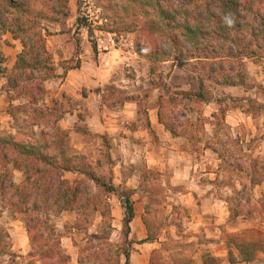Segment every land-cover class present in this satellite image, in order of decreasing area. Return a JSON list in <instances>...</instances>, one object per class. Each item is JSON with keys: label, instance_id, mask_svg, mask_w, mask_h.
Returning a JSON list of instances; mask_svg holds the SVG:
<instances>
[{"label": "rangeland", "instance_id": "rangeland-1", "mask_svg": "<svg viewBox=\"0 0 264 264\" xmlns=\"http://www.w3.org/2000/svg\"><path fill=\"white\" fill-rule=\"evenodd\" d=\"M104 2V0H68L70 10L68 17L61 15L59 22L43 21L44 28L50 34L47 37V49L53 57V64L52 71L42 70L39 77L54 75L61 77L44 82L49 91L38 105L30 103L27 97L11 99L2 89L7 81L1 78L0 134L40 140L43 137V131L54 132V127L64 131L66 130L64 128H72L75 124H79L78 129L85 132V137L81 138L72 133L68 138V145L74 147L76 144L80 146L82 142L85 143L87 147L84 154L103 162L107 182L113 180L116 186L126 184L140 186L143 168H146L148 158L153 160L160 147L157 136L149 133L147 142L140 143L136 147L127 146L126 151L129 152L126 154L123 144L119 143L126 137L123 131L113 133L115 135L107 133L103 140L88 133L87 125L96 126L100 123L109 125L111 121L104 116V111L99 112L95 109L89 111L82 99L67 95L56 97L50 94L51 92L61 93L63 85L66 84L64 62L72 59L71 66L76 67L79 61L81 63L84 61L85 77L104 81L106 84L103 88L109 92L111 99H123V95L120 94L122 90L132 92V98L140 108L137 110L140 112L137 113L136 122H142L143 125H146L149 117L155 116L152 111L154 108H159L163 89H170L173 94L189 90L197 92L200 90L202 82L200 79L204 73L198 63L192 60V56L198 52L192 47H188L186 52L190 53L179 60L152 63L140 57L135 50V42L140 35L145 34L144 32H123L121 35L115 34L109 37L107 35L109 32L105 31L104 27L119 29L125 27L114 25L113 13L103 7ZM38 9L39 6H35L34 12ZM79 17L85 18L88 27L78 28ZM247 23L253 25L259 24L260 21L256 20L252 14H248ZM238 40L240 42V39ZM4 41V34L0 32V52L4 50ZM77 42L80 43L78 55ZM242 42L244 45L241 48H246V54L240 58L244 60L248 73L247 89L238 87L230 92L228 90L231 89H228V86H218L213 81H208L205 83L204 90L208 96L206 103L181 101L179 97H177L179 99L175 97L174 104L170 101L171 104L163 106L172 112V115H169L170 118H177L178 122L187 128L185 132L189 136L183 135L176 137L175 141L174 139L166 141L168 152L165 155V163L167 165L162 169L152 167L151 171L154 174L146 175L145 179V182H149L152 186L144 187L157 189L153 191V195H149L150 201L147 192L139 193L138 202L144 210L149 208L150 216L158 226L159 241L167 242L168 252L159 264H264V250L259 252L252 262L245 263L240 262V254L235 248L227 244V236L231 234L248 229L264 232V179L258 185L253 184L251 170H249L252 160L264 162V49H259L255 46L256 44L247 47L246 41ZM6 43L11 49L3 67L11 71L15 65L14 59L18 45L9 41ZM94 46L97 53L94 51ZM226 47L236 50L233 58L230 59V62L236 63L239 60L237 59L238 47H234L232 41ZM100 66H103V71L108 75L95 73ZM48 73L50 75H47ZM76 83L72 81L71 90L78 91L85 97L89 96L92 91L91 85L78 86ZM168 98L165 99L168 100ZM222 111L226 114L225 119ZM213 115L216 116L213 117ZM79 116L85 117V123L79 122ZM125 124V122L121 123V126H126ZM137 125L138 123H133L129 127L136 129ZM107 128L111 130L109 126ZM139 140L141 141L142 138L140 137ZM209 142L215 143L228 161H222L219 154L208 149L206 145ZM141 147L145 149L142 150ZM151 148L153 152L155 151L154 154ZM169 152L172 154V159L168 158ZM111 154L120 161L121 159L129 160L130 155L137 156L138 165L136 167L126 165L122 175H119L116 172L119 168L116 171L114 169L113 165L116 163ZM260 167L262 166L259 164V175L264 174V169ZM136 169L141 171V174L138 172L139 174L134 176ZM66 178L74 182L80 176L66 175ZM24 179L23 172L13 169L15 185H20ZM174 186L183 187L175 188ZM185 186H213L211 191L215 196L214 199L224 202L223 209L228 216L223 234L217 233V226L208 225L206 228L208 230L202 232L193 228V216L197 207L181 201L180 193L186 192ZM94 192L97 190L94 189ZM7 198V192L0 189V231L3 233L1 237L8 243L11 251L7 256H0V264H42L39 262L38 253L52 249L56 252L59 249L57 246L59 241L61 244L59 253L61 257L70 258L69 264H80L82 257L88 258L84 264H105L108 259H111L109 264H118V262L126 264L123 252L125 247L128 249V244L122 237V225L118 221L122 217V212L118 205L112 207L113 231L110 240L105 241L107 243L103 245L91 237L98 230L101 220L99 217L93 225L79 230L74 228L75 222L71 212L60 213L54 210L50 214L54 233L48 234L46 231L47 237L44 240L47 243L35 248L34 253L37 254L30 256V254L21 255L12 251L16 241L21 245L24 244L22 236L27 230L26 217L22 214L14 215V212L8 211ZM153 199L155 201L152 202ZM200 207V210L205 209L202 205ZM212 232L219 235V239L213 237ZM62 235L72 237V242L67 241L63 244V239L60 238ZM222 241L225 242L224 246L221 245ZM214 243H218L221 251L224 249L220 256H216L212 251L216 248ZM134 247L133 245L131 249L134 250ZM11 254L13 255L10 256ZM94 254L98 256L93 257ZM45 262L50 264L53 260L44 258L43 264ZM55 262L58 261L55 260Z\"/></svg>", "mask_w": 264, "mask_h": 264}, {"label": "trees", "instance_id": "trees-1", "mask_svg": "<svg viewBox=\"0 0 264 264\" xmlns=\"http://www.w3.org/2000/svg\"><path fill=\"white\" fill-rule=\"evenodd\" d=\"M104 1L103 7L113 13L114 25L125 28L108 26L103 29L117 35L123 32H144L145 34L140 35L135 42V50L148 62H174L190 53L186 52L188 47L198 51L192 56V60L198 63L204 73L200 79L202 81L200 90L173 94L170 89H163L164 92L160 96V123L174 137L189 135L185 132L187 128L178 122L177 118L169 117L172 112L163 107L165 104H171L170 101L173 103L175 97H179L181 101L206 103L208 96L204 90L208 81H213L218 86L246 88L248 73L244 60L240 58L246 54V48H241L244 45L242 41H246L247 47L256 44L259 49H264V0ZM35 6H39L36 12ZM248 14H252L260 23L248 24ZM61 15L63 17L70 15L68 0H0V32L10 33L23 48L11 71L3 67L6 58L0 52V79L7 80L3 91L5 90L11 99L27 97L30 103L38 105L47 94L44 82L60 77L54 75L40 78L39 73L42 70L52 71L53 64V57L47 49V37L50 34L44 28L43 21L59 22ZM77 22L80 29L88 27L85 18L79 17ZM230 41L234 47H238L239 60L234 64L230 59L236 50L226 47ZM94 51L97 53L95 46ZM79 52L80 43L77 42V55ZM64 63L65 74L81 67L80 61L76 67H72V59ZM222 115L225 119L223 111ZM78 128L77 126L76 130L83 133ZM53 131H43L40 140L0 134V189L7 192V209L14 212V215L22 214L26 217V228L32 246L30 256L37 254L34 253L35 248L47 243L44 240L47 237L46 231L48 234L54 233L50 222V214L54 210L60 213L75 212L77 221L74 228L79 230L93 225L97 217H100L98 230L91 237L99 241L100 245L107 243L105 241L110 240L113 231L110 199L117 195L124 209L122 237L128 244V249L125 247L123 255L126 264H130L131 248L134 245L130 240L131 224L135 218V205L132 200L134 191L125 186L117 187L113 180L107 182L101 160L96 161L68 145L70 135L68 130L60 131L54 127ZM206 147L219 154L222 161H228L215 143L209 142ZM252 161L249 167L251 180L253 184L258 185L264 179V174L258 173L259 164L262 166L260 168L264 169V162L257 159ZM13 169L25 175L20 185L13 182ZM67 174H75L80 178L72 182L66 178ZM158 184L154 185L159 186ZM150 185L149 182L144 184ZM94 189L97 192H94ZM156 189L146 187L145 191L153 195ZM150 215L149 208H146L144 222L148 237L145 242L158 241V226ZM2 235L0 231V256H7L11 251ZM62 237L64 236L60 238ZM227 238V244L233 246L240 254V262H252L258 253L264 250V232L258 229L244 230L228 235ZM160 244L161 247L152 253L150 264H159L168 252L167 242ZM59 245L57 246L61 249ZM59 249L56 252L53 249L43 251L44 253L39 252V262L43 264L44 258H51L53 262L50 264H69L70 258L61 257ZM96 256L98 255H93ZM87 259L82 257L81 263ZM109 263L111 259L105 261V264Z\"/></svg>", "mask_w": 264, "mask_h": 264}, {"label": "crops", "instance_id": "crops-1", "mask_svg": "<svg viewBox=\"0 0 264 264\" xmlns=\"http://www.w3.org/2000/svg\"><path fill=\"white\" fill-rule=\"evenodd\" d=\"M3 34H4L5 41L3 43L4 44V50L2 53L4 54L6 59L9 58V53H10V49H11L10 46L6 42L9 41V42L14 43L15 45H18V48H16L17 54H16L15 59H14L15 64H16L18 55L22 52V49H23L22 45L19 41L13 39V36L10 33H6V34L3 33ZM110 48L113 49V47H110ZM6 52H7V55H6ZM111 53H113V52L111 51ZM81 65L82 66L80 68L71 70L67 74H65V71H64V75H66L67 80H66V84H64L62 89H61V93L51 92L50 94H52L53 96H56V97H59L60 95H67L68 97L74 96V97H76V99H82L89 111H92L94 109L99 111V112L104 111L103 112L104 116L105 117L107 116V118L111 121V124L106 125V123H104V124L100 123L99 125H96V126H92L91 124L87 125L88 133L94 134L95 136L99 137L100 140H103L104 135H106L107 133H109L110 135H115L113 133L123 131V133L126 135V137H124L122 139L123 142L120 141L119 143L123 144V148H124V151L126 154H127V152H129V151H126L127 146L128 147H133V146L136 147V146H139L140 143L144 144L145 142H147L149 137H150L149 133H153L154 136H157L158 144L160 147L157 149L156 155L152 158L153 160H150V158H148L149 161L146 162V168L145 167L143 168L144 172H143L142 182H141L140 186H130L129 184L125 185V187L134 191V195H133L132 200H133L134 205H135V218L131 224V234H130V240L132 242L135 241L134 242L135 247H134V250H132V252H131L130 264H150L152 253L161 247V244H160L161 241H159V239H158V241H155V242H145V240L148 237V230H147V227H146L145 222H144V218L146 216V209L144 210L141 207V203L138 202L139 193L147 192V191H145L146 187H144V184H145L146 175L154 174V172L151 171L152 167L162 169L167 165L165 163L166 162L165 155L168 152L167 147H166L167 146L166 141H171L172 139H174L173 141H175L176 137H174L166 129V127L160 123V120H159L160 106H159V108L153 109L152 112L154 113L155 116L149 117L146 125H143L142 122H136V117L138 115L137 113L140 112V111L138 112L137 110H139L140 108H139V104L135 101L134 98H132L133 93L129 92V90H122L123 92H120V94L123 95V99H111L109 92L105 88H103L104 87L103 85H105L106 83L104 81H102L101 79L96 81L92 78L85 77L86 71H85L84 61H83V63H81ZM100 65H101V63H100ZM14 67H15V65H14ZM97 69L98 70H96L95 73H100L102 75L106 74V72L103 71L104 70L103 66L102 67L100 66L99 68L97 67ZM106 75H108V74H106ZM73 80L75 82H77L76 85L78 84V86H83V85H87V84L91 85L92 91L90 92L89 96L85 97L82 94H79L78 91H72L70 85H71ZM227 88L231 89V90H228L231 92V91H233L232 89H235L238 87H227ZM47 91H49L48 88H47ZM71 116L73 117L74 115H71ZM225 118H226V114H225ZM79 119H80L79 122L85 123V117L84 116H79ZM124 122L126 123L125 124L126 126H121V123H124ZM133 123H138V125H137L138 127L136 129L134 127H129L131 124L133 125ZM225 123H226V121H225ZM77 126H79V124H75L74 127H72V128L68 127V128H64V129H66L70 132L69 136H71V134L74 133L76 135L81 136V138H84L85 134L77 131L76 130ZM108 126L110 127L111 130H108V128H107ZM140 137L142 138L141 141L139 140ZM114 141H117V140L114 139ZM121 144H119V145H121ZM85 147H87V145L82 142V144L80 146L76 144L73 148L76 151H78L79 153L84 154ZM141 149L143 150V149H145V147L144 148L141 147ZM151 150H152V154H154L155 151L153 152V148H151ZM175 152L176 151H174V154H176ZM147 153L151 154L149 151H147ZM111 156L116 163L113 165L115 171L117 168H119L118 171H116L119 175H122V170L124 169V167L126 165H131V166L136 167L138 165V162H139L138 157L134 156V155H130L129 160H127V161H125L123 159H121V161H120L119 159H117L115 157L114 154H111ZM120 157H122V156H120ZM168 158L172 159L171 152H169ZM125 159H127V158L125 157ZM96 161H98V160H96ZM102 165L104 166L103 162H102ZM178 165L181 166V164H178ZM138 172L141 174V171L136 169L134 176H137L139 174ZM67 175H75V174H67ZM76 176H78V175H76ZM120 186H123V185H118L117 187H120ZM174 187L177 188V187H183V186H174ZM211 188H213V186H185L186 192L180 193L181 194V201H186L188 204H192V206L197 207L196 212L194 213V216H193V218H194L193 228L196 231H200V232L207 231L208 229H206V228L208 225H210V226H217L218 227V229H216L217 233L223 234V229H225L224 225L226 224L228 216L225 214V211L223 209L224 202L214 199L215 196L212 193ZM149 195H150V193L147 192V196H148L149 201H150ZM110 204L112 207H113V205H118L121 209L122 217H124V209L122 207L120 198L117 195L112 196V198L110 199ZM200 204L203 207H205L204 210H200V208H201ZM2 208L4 209L3 206H2ZM65 212H68V213L71 212L72 217H73V221L76 223V221H77L76 213L73 211H65ZM122 217H120V220H118L121 223V225H122V220H123V219L121 220ZM99 219H101V218L99 217ZM100 222H101V220H100ZM212 234H213V237H215L216 239H219V235L214 234L213 232H212ZM22 238H23L22 241L24 242V244L21 245L19 242L16 241L15 246L12 248V251H15L16 253L21 254V255L30 254L32 252V246L30 243V238H29V234H28L27 230L24 232V236H22ZM71 238L72 237H70V236L62 237V239H63L62 243L65 244V242H67V241L72 242ZM158 238H159V235H158ZM8 239H9V237H8ZM217 244L218 243H214V246L216 248H214L212 251L215 253L216 256H220L221 252L224 251V249H222V251H221V247H219V245H217ZM224 244H225V242L222 241L221 245L224 246ZM80 264H84V263H80Z\"/></svg>", "mask_w": 264, "mask_h": 264}, {"label": "built area", "instance_id": "built-area-1", "mask_svg": "<svg viewBox=\"0 0 264 264\" xmlns=\"http://www.w3.org/2000/svg\"><path fill=\"white\" fill-rule=\"evenodd\" d=\"M107 35L109 36V37H113V36H115V34H113V33H107Z\"/></svg>", "mask_w": 264, "mask_h": 264}]
</instances>
